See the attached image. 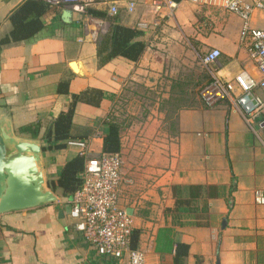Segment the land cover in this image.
I'll return each mask as SVG.
<instances>
[{
  "label": "crops",
  "instance_id": "0c3cea01",
  "mask_svg": "<svg viewBox=\"0 0 264 264\" xmlns=\"http://www.w3.org/2000/svg\"><path fill=\"white\" fill-rule=\"evenodd\" d=\"M24 1L0 0V39L12 30L10 15ZM183 1L105 0L89 7L144 32L148 47L136 62L120 56L100 67L97 44L110 21L66 6L46 12L42 16L45 28L30 41L0 48V99L10 109L17 131L41 122L43 133L69 109L73 95L102 90L105 96L99 105L78 102L71 128L74 139L86 141L89 154L97 156L103 152V122L113 110L117 112L118 103L131 95L158 91L153 85L156 76L164 75L166 65L177 60L189 62L193 49L198 57L199 51L221 50L218 64L210 67L217 77L232 79L243 72L258 80L248 46L241 42L243 20L219 7L184 6ZM111 6L117 8L116 14H111ZM66 9L72 13L68 21L63 18ZM140 23L147 27H139ZM250 23L264 28V9H256ZM205 68L210 80L197 91L196 106L181 102L178 118L172 119L175 122L165 124L151 117L144 125L125 126L122 132L119 154L124 175L130 170L134 179L125 175L134 190L123 187L124 209L132 218L134 230H139L136 248L145 253L146 264H173V253L162 256L156 251L157 235L163 227L171 228L176 240L190 245L185 264H240V259L232 262L228 255L220 258V252L228 250L222 249L224 244L249 254L242 263L264 264V202L257 200V192L264 198V122L246 121L235 106L237 91L231 98L207 104L201 89L212 81V74ZM164 92L168 96L169 91ZM201 102L206 106L218 104L222 110L210 111L208 116L198 107ZM161 103H156L158 108ZM197 122H216V131L223 134L225 151H220V168L213 161V167H208L210 156L198 154L193 137L185 136L186 128H195ZM81 151L70 145L44 151L45 167L49 173H56L65 160ZM190 185H215L220 194L209 198L203 189L190 212H169L175 208L177 196L189 197ZM69 210L70 204L62 199L0 215V264H119L97 254L75 229ZM212 215L219 216L213 220ZM197 216L208 217L209 225H196ZM230 226L234 230L227 236L225 231Z\"/></svg>",
  "mask_w": 264,
  "mask_h": 264
},
{
  "label": "built area",
  "instance_id": "2783aa9c",
  "mask_svg": "<svg viewBox=\"0 0 264 264\" xmlns=\"http://www.w3.org/2000/svg\"><path fill=\"white\" fill-rule=\"evenodd\" d=\"M46 1L53 7L66 6L87 12L89 7L105 0ZM188 1L199 6L219 7L227 12L237 13L243 18L241 42L247 44L250 59L260 75L258 80L243 72L236 74L232 79L217 77L210 67L218 64L221 50L214 48L199 56L200 62L212 74V81L201 89L202 98L207 104L212 105L231 98L237 91L235 106L246 121L250 124L259 119L264 122V28H255L250 23L252 13L256 9H264V0ZM116 13L117 8L111 6V14ZM138 26L147 27L142 23ZM67 144L81 148L79 155L85 157L84 171L81 174L82 183L69 202V215L75 221V229L101 257L115 260L119 264H146L144 253L132 247L134 230L132 218L118 203L120 185L123 181L120 154L102 152L92 156L87 151L86 141L70 139ZM257 200L264 202L261 192H257Z\"/></svg>",
  "mask_w": 264,
  "mask_h": 264
},
{
  "label": "trees",
  "instance_id": "16d2710c",
  "mask_svg": "<svg viewBox=\"0 0 264 264\" xmlns=\"http://www.w3.org/2000/svg\"><path fill=\"white\" fill-rule=\"evenodd\" d=\"M180 1V0H175ZM53 6L46 0H25L14 12L10 15V21L12 23V30L4 37L0 39V48L7 46L13 42L30 41L41 30L45 28V22L42 16ZM88 13L93 16L106 18L110 21V27L108 31L98 40L97 44V57L98 64L103 67L108 62L116 57H125L132 61H138L143 56L147 49V42L143 39L144 32L137 27L125 26L117 22L114 18L107 16L102 12L88 8ZM209 76L205 70L198 72L197 74H190L186 80L181 78L174 79L173 83H179L185 86L190 85H202L204 82H208ZM201 81V82H200ZM200 82V83H199ZM181 89V88H180ZM181 93L173 89L172 85L168 93V97L162 99L160 109L165 113L166 120H172L178 118L180 102L184 89H181ZM143 92V91H140ZM144 93V92H143ZM177 93V99L172 98ZM184 95L191 98L192 105L197 102L198 92H184ZM105 92L102 90H91L90 92L84 91L80 95H73L72 102L69 109L62 112L44 131L41 133V122L30 123L23 126L19 133L22 135H30L34 137H40L43 143L44 151H55L65 149L67 141L74 139L71 134V128L73 125V119L76 112V106L79 101H87L93 105H99L100 101L104 98ZM190 105V104H189ZM113 110L107 119L105 120V136L103 143L104 153H120L122 149V132L127 124L124 120H121L119 116ZM42 134V135H41ZM85 166V157L82 155H76L70 160H65L63 167L56 173H51L49 185L58 194L62 196L64 203H69L82 183V173ZM205 189L206 195L209 198L219 196V187L215 185H209L203 188L200 185L189 186V197L183 198L177 196L176 206L174 209L168 210L173 213H188L190 212L194 201L199 199L202 195V191ZM174 191L177 195V188L174 187ZM200 219H204L200 221ZM196 225L208 226V217L197 216ZM173 231L169 227L160 228L157 235L156 251L160 255L174 254L173 264H185V259L189 255L190 245L178 241L172 236ZM139 235V230H133L132 234V247L136 248V239ZM107 262H116L115 260L105 257Z\"/></svg>",
  "mask_w": 264,
  "mask_h": 264
},
{
  "label": "rangeland",
  "instance_id": "374dc122",
  "mask_svg": "<svg viewBox=\"0 0 264 264\" xmlns=\"http://www.w3.org/2000/svg\"><path fill=\"white\" fill-rule=\"evenodd\" d=\"M181 4L184 6H199L197 4L189 2L188 0H184ZM201 7L207 8V9L213 8L211 6H204V5ZM208 7H210V8H208ZM213 13H215V12L213 11ZM216 13H218V12H216ZM228 13L239 16V18L241 20H243V18L240 15H238L237 13H230V12H228ZM214 15H216V14H214ZM199 52H200L199 54L202 55L204 53H207V50L199 51ZM186 53H188V52H186ZM192 55H193V57L189 58V60H190L189 62H185L184 60L180 59L174 63H170L171 65H166V71H165L164 75L161 74L159 76H156L157 78L153 84L154 86H156L158 88V91H151L150 93L148 92V93H145L141 96L140 95L139 96L138 95H133V96L131 95L126 101L124 100L125 102L124 101L119 102L118 108L116 109V111H117L116 114L119 116V118L121 120H125L127 122V124L130 123V126L131 125L139 126L142 124L144 125V123H146L147 119H149L151 117H155L158 120H163V122L165 121V124H166V122H175V120L164 119V115H163L164 113H161L159 111L160 105L158 108V105L156 103L157 102L161 103L163 97H165V96L168 97L166 94H164L165 93L164 91H169L170 86L172 85L173 89L176 90V92H178V95L182 92L181 89H184L183 96L181 97L182 99L179 100V102L180 103L185 102L187 104L191 103V105H192V97L189 98V97L185 96L184 92H186V94H187L188 92L199 91L204 83L200 86L196 85V87H195V85L194 86L193 85L185 86V85H182V84H179L176 82L173 83L174 79L181 78L182 80H186L190 74H197L198 72H200L202 70H205L208 72V70L200 63L199 57L197 56V53L194 49H193ZM177 57H178V55H177ZM172 77H174V78H172ZM149 86H151V85H149ZM198 96H196V97L199 98ZM138 97H142V98H140V100H139ZM172 98H174L176 100L177 99V93H175ZM223 102L224 101H222L221 103H223ZM196 105H197V103L194 106H196ZM216 105H218V104H216ZM216 105L206 106L205 103L201 102L200 104H198V107H202L203 112L206 113L208 116H211L210 111L216 112L218 110L219 111L222 110V107L219 108ZM202 108H198V109H202ZM161 116H163V117H161ZM142 119L144 120L143 122H141ZM214 123L216 124V122H213V123H211V122H197L195 128H193V129L192 128H186L185 136L193 137V139H192L193 140V143H192L193 148L195 151L198 152V154L200 153V154L204 155L205 153H207L210 156L208 167H213V166H211V161H213L214 166H218L220 168V151H225V147H224L225 141L223 139V134L216 131V128L214 127ZM198 131L200 134H197ZM218 147L220 148L219 152H216ZM223 147H224V149H223ZM183 151L186 152L187 150H183ZM193 153H194V151H193ZM121 161H122L121 162V174L123 175L124 181H122V183L120 185V192L118 195V203L121 207L125 208V204L123 202L124 194L122 193V189H123V187H125L127 189L134 190V185H130V183H127L125 175L127 176V178L129 177L130 179H133L132 172L129 170V172H127V174L124 175V170H123L124 166H123V159L122 158H121ZM182 161H183V159H182ZM244 178H247V177H244ZM133 181H134V179H133ZM65 205H67V204H65ZM65 209L67 210V208H65ZM217 216H219V215H212V219L215 220V218ZM233 230H234V227L230 226L229 231L226 230L225 234L228 236V234H229L228 232L233 231ZM219 241L220 240H218V242ZM224 241H225V238H224L223 242ZM226 248L228 250H224V251L220 252V258H223L224 256L228 255L229 260L232 262H235V261L238 262V259H240V262H239L240 264H247V263H242L241 259H243L244 256L246 257V259H248L249 258L248 253L243 254L240 251L233 250L232 248H230V245H228V244L222 245V249H226ZM196 249H197V246L195 245L193 247V250H196ZM144 251H146V250H144ZM144 255H145V253H144ZM190 256L192 258L193 254ZM145 259H146V255H145ZM187 259H188V257H186L185 260H187Z\"/></svg>",
  "mask_w": 264,
  "mask_h": 264
},
{
  "label": "water",
  "instance_id": "95a60500",
  "mask_svg": "<svg viewBox=\"0 0 264 264\" xmlns=\"http://www.w3.org/2000/svg\"><path fill=\"white\" fill-rule=\"evenodd\" d=\"M71 15L66 9L64 20ZM50 177L41 139L20 134L0 99V215L60 202L62 196L50 187Z\"/></svg>",
  "mask_w": 264,
  "mask_h": 264
}]
</instances>
